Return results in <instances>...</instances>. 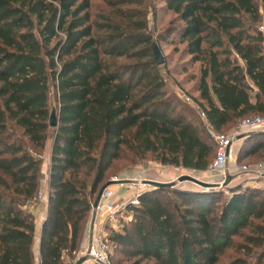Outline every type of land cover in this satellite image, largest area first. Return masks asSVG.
<instances>
[{
	"label": "trees",
	"instance_id": "1",
	"mask_svg": "<svg viewBox=\"0 0 264 264\" xmlns=\"http://www.w3.org/2000/svg\"><path fill=\"white\" fill-rule=\"evenodd\" d=\"M90 1L0 0V264H36L28 205L42 183L38 156L49 139L37 264H64L79 249L115 162L150 159L204 172L215 156L208 127L221 132L264 117L258 0L163 1L176 16L179 42L200 63L192 100L204 118L171 94L144 17L126 9L144 0H100L113 16L99 20L91 19ZM258 152L264 133L248 137L237 160ZM127 212L129 221L107 236L116 264H219L236 237L240 256L225 264H264V190L237 186L225 196L155 186Z\"/></svg>",
	"mask_w": 264,
	"mask_h": 264
},
{
	"label": "rangeland",
	"instance_id": "2",
	"mask_svg": "<svg viewBox=\"0 0 264 264\" xmlns=\"http://www.w3.org/2000/svg\"><path fill=\"white\" fill-rule=\"evenodd\" d=\"M164 0H144L141 6H127L126 9H130L132 11H138L142 17L145 19L146 24V32L152 39L153 45H155L162 57V65L159 66V73L164 81L165 84H167L169 91L173 96H175L176 100L182 104H186L182 100V96H187L189 98H196L198 97L197 93V86H198V79L200 76V63L192 61V58L186 53L185 47L186 45L179 42V38L176 33V25H172L171 23L174 22L176 19V16L167 10L164 5ZM259 4V11L263 18V23L259 26V30L261 27H264V7L260 0H258ZM90 15L91 19L99 20V17H111L112 18V10L108 9L105 4L100 0H91L90 1ZM101 19V18H100ZM173 21V22H172ZM172 25V26H171ZM50 104L53 105V96L50 94ZM190 109V107H189ZM192 110V109H191ZM194 112V111H193ZM254 117V116H248L245 118ZM242 118L241 120L245 119ZM239 120V121H241ZM238 121V122H239ZM237 122V123H238ZM234 129V126L229 127L219 133L221 134H228ZM12 138H18L21 139L20 133L17 130H14L10 134ZM50 142L49 139L45 143L44 150L39 153V160H40V173L44 171V164L47 163V156L50 148ZM36 153V152H35ZM141 165H147L150 164L151 166H154V170L148 171V176H150V179L148 180H154L159 181V183H175L174 187L178 190H195L200 191L202 190L200 187L191 184L189 182H177V177L181 175L182 172H180L178 168L169 167V166H163V169L156 168V166H160V164L156 162H148L150 159H145ZM264 160V154L262 152H258L255 155H251L241 161H237L238 164H254L260 161ZM140 162H136L134 164H128L126 162L117 161L113 164L110 172L108 173L106 180L109 181L111 177L118 175L122 173L123 171L139 165ZM196 179L202 181V182H208L206 177L204 175H192ZM45 179V175H42V183L39 186L38 195L42 193L44 189L43 180ZM258 184V183H257ZM259 185V184H258ZM251 187L256 189L264 190V186H256V182L254 180H251L250 178L240 175L236 177L232 182L228 184V186L222 188V189H216L221 190L224 192V195H228L229 191L231 189H234L235 187ZM169 187V186H168ZM152 186H145L146 191L151 190ZM38 195L36 199L32 200L29 203V211H34L38 209L39 211L43 208V202L39 200ZM33 217V216H32ZM130 214L126 213L124 215V222L129 221ZM109 231H106V235L108 236ZM242 238H234V248L229 249L225 252V254L220 258L219 264H225L228 261H230L233 258L239 257L240 253L238 252L237 243H241ZM83 248H81L82 250ZM79 248V251L77 250L76 253L70 258L65 257L64 258V264H75L76 261L83 259V262L86 264H91V262L85 260L83 257L79 256V252L81 251ZM113 264H116V260L118 259V255L113 252V249L111 250ZM120 264H126V263H120Z\"/></svg>",
	"mask_w": 264,
	"mask_h": 264
},
{
	"label": "built area",
	"instance_id": "3",
	"mask_svg": "<svg viewBox=\"0 0 264 264\" xmlns=\"http://www.w3.org/2000/svg\"><path fill=\"white\" fill-rule=\"evenodd\" d=\"M264 33V27L260 28ZM186 103L194 105L201 118L204 114L194 104L193 100L187 96L181 97ZM208 132L215 144V156L213 161L204 172H195L180 169L181 175H204L209 184L217 185L222 189L224 182H230L240 175H247L254 179L256 186H264V160L254 164H238L234 155V147L237 142L245 141L255 133H264V117L254 116L239 121L234 129L228 134H221L208 127ZM154 166L147 164V167L140 170L137 176L127 178L122 174L110 178L109 182L119 185L123 193L119 194L112 191L108 186L100 194L97 206L91 209L94 215L99 216V225L96 229H90L89 240L85 247L79 252V256L91 262V264H112L110 259L111 248L107 241L106 231H117L124 220L127 207L138 206L140 195L146 191L145 186H149L148 180L144 175L149 170H154ZM163 169V165L156 166ZM177 177V178H178ZM195 178V177H194ZM229 182V183H230ZM45 184V179L43 180ZM259 185H258V184ZM46 190L38 195L40 201H44Z\"/></svg>",
	"mask_w": 264,
	"mask_h": 264
},
{
	"label": "crops",
	"instance_id": "4",
	"mask_svg": "<svg viewBox=\"0 0 264 264\" xmlns=\"http://www.w3.org/2000/svg\"><path fill=\"white\" fill-rule=\"evenodd\" d=\"M244 141H239L236 143L235 147H234V155L237 159V154L239 152V149L242 145ZM48 158V156H47ZM48 162L46 164H44V171H42V175L44 174L45 177H46V174H47V171H48ZM147 165H136V166H133L125 171H123L122 175L126 176L127 178H133L135 176L138 175V173L140 172V170H143L144 168H146ZM248 178H250L251 180H254L253 178H251L250 176H247V175H244ZM144 178L146 179H150V176H148V174H145L144 175ZM150 182H158L159 181H154V180H151ZM44 184V183H43ZM112 191L114 192H117L119 194L123 193V189L122 188H119V185L117 184H111L110 187H109ZM44 189H45V184H44ZM43 202V208L42 210H34V211H29L31 213V215L33 216V222H34V226H35V232H36V236H35V239H34V254H35V260H36V264H37V248H38V234H39V229H40V226H41V223L43 222L44 218H45V207H46V196H45V199ZM99 216L98 215H94V218H93V212H90L87 220H86V230L84 232V235L82 236V240H81V243H80V250L81 248H84L85 245L87 244L88 240H89V234H90V229H96L99 225ZM79 251V249H78ZM66 256L63 257V261H64V258ZM80 264H86L85 262H81Z\"/></svg>",
	"mask_w": 264,
	"mask_h": 264
},
{
	"label": "water",
	"instance_id": "5",
	"mask_svg": "<svg viewBox=\"0 0 264 264\" xmlns=\"http://www.w3.org/2000/svg\"><path fill=\"white\" fill-rule=\"evenodd\" d=\"M152 55H153V58H154L156 65L161 66L162 65V57L160 55L158 48L155 45H152ZM55 126H56L55 112L53 110H51L49 113V116H48V127L53 129V128H55ZM177 182L178 183L189 182L191 184H194V185L200 187L202 190H205V191L218 189L217 185L202 182V181H200L194 177L188 176V175H182V176L178 177ZM229 182H230L229 179H227L224 182L223 187L228 186ZM111 184L112 183L108 181L98 190L96 197H95L93 203L91 204V209H94L97 206L101 192L106 187L110 186ZM148 184H149V186H152V187L162 186V185L174 187V185H175V183H173V182H171V183L148 182ZM82 261H83V259H80V260L76 261L75 264H80Z\"/></svg>",
	"mask_w": 264,
	"mask_h": 264
}]
</instances>
